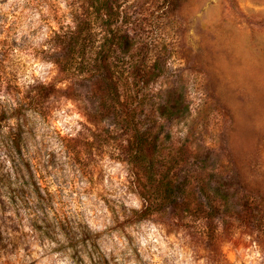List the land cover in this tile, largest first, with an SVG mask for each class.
<instances>
[{"label": "rangeland", "instance_id": "obj_1", "mask_svg": "<svg viewBox=\"0 0 264 264\" xmlns=\"http://www.w3.org/2000/svg\"><path fill=\"white\" fill-rule=\"evenodd\" d=\"M91 255L264 264V0H0V264Z\"/></svg>", "mask_w": 264, "mask_h": 264}, {"label": "trees", "instance_id": "obj_2", "mask_svg": "<svg viewBox=\"0 0 264 264\" xmlns=\"http://www.w3.org/2000/svg\"><path fill=\"white\" fill-rule=\"evenodd\" d=\"M81 37V26L79 25L76 29L70 30L68 32H65L64 37H62L64 40L60 45L67 51L68 55L72 57V59H83L84 57L90 58V61L94 58L88 53L87 51V44L80 42ZM99 50L95 51L96 61L99 63V69L105 70L109 69L107 65V58L103 55V46H100L98 48ZM91 64V62H89ZM110 79L111 76H108ZM127 115H129V112H126ZM136 139V147L139 148L137 152H140V155H145V147H149V145L153 142L151 139L147 137V135L141 134L139 130L137 131L135 135ZM137 154V153H136ZM144 157V156H143ZM145 158V157H144ZM151 202L149 206H146L140 214H145L148 210H150ZM91 261L93 264H101L102 258L101 256H90Z\"/></svg>", "mask_w": 264, "mask_h": 264}]
</instances>
